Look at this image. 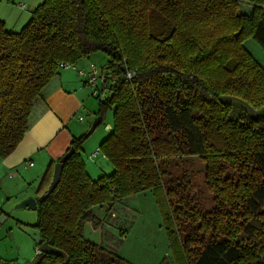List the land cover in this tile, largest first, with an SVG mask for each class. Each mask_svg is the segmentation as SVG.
I'll return each instance as SVG.
<instances>
[{
  "label": "trees",
  "instance_id": "obj_1",
  "mask_svg": "<svg viewBox=\"0 0 264 264\" xmlns=\"http://www.w3.org/2000/svg\"><path fill=\"white\" fill-rule=\"evenodd\" d=\"M248 39L264 53V0H44L19 32L0 20V159L23 140L34 102L62 65L100 53L111 83L105 101L96 99L101 118L112 112L99 152L113 172L91 179L80 154L90 134L72 138L60 181L42 198L50 162L35 190L31 227L68 259L36 252L32 264H126L86 240L83 225L94 219L93 207L147 191L166 203L175 261L264 264V118L231 120L223 100L264 107V67L244 48ZM187 157L205 163L211 212L193 198L181 170Z\"/></svg>",
  "mask_w": 264,
  "mask_h": 264
},
{
  "label": "rangeland",
  "instance_id": "obj_2",
  "mask_svg": "<svg viewBox=\"0 0 264 264\" xmlns=\"http://www.w3.org/2000/svg\"><path fill=\"white\" fill-rule=\"evenodd\" d=\"M43 1L0 0V20L2 19L8 29H20L28 20L31 11ZM19 5H25L26 9L21 11L18 7ZM249 8V5L243 4L240 12L246 13L249 11ZM150 19L153 23L154 30L160 32L163 29L160 19L154 13H150ZM259 50L261 51V49ZM96 55L98 59H105L100 53ZM82 62L83 60L76 61L74 66L77 69H85ZM92 62L101 66L97 59H93ZM85 63L86 61H84ZM85 90L88 93L85 103L79 114L72 119L70 124V131H76L73 132V135L77 138L80 135L86 134L91 124L100 117L98 115L100 109L99 101L91 96V90L88 86H85ZM106 98L107 95L102 97L104 101ZM223 100L231 104L232 110L228 115L231 120H235L239 116L264 118V107L260 110H253L236 98L224 97ZM103 114L102 118L100 117L102 119L101 122L84 141L80 152L84 161L85 170L89 177L94 180L100 177L101 173L109 174L113 172V167L110 162L107 159L104 160L102 154L99 152V144L108 135L106 126L111 127L113 123L112 112L109 109L105 110ZM78 117L82 118L83 122L80 123L77 119ZM95 151L99 152V155L95 161H92L89 155ZM185 163V166L181 170H186V174L189 175L191 181L190 188L194 200L202 212L213 211L215 209V192L214 189L205 186V163L200 162L195 157H187ZM45 169V165L42 168L41 164H37L30 174H26V177L27 179L32 176L38 177ZM4 183L8 187L18 185L17 181L8 180L7 178L4 179ZM32 187L34 186L29 182L28 185L23 187V191L31 195L30 190ZM12 199H5L0 208V211L6 215H0V219L6 218V221L0 226V264L32 263L36 253L33 247L34 242L26 234L19 231L17 226L19 224L26 226L34 225L37 214L36 211H15L13 209L14 203L11 202ZM107 205H105V209ZM120 206V211H124L122 208L131 210L129 212H123L127 215L122 219L123 221L117 219L118 225L112 226L111 224V239L109 240V245L105 247L114 251L126 264H185V256L181 257V255H178L176 261L173 257L170 241L168 240L166 228H164L163 223V214L167 206L162 199L156 198L151 192L147 191L138 196L133 205H130L129 201H125L124 206L119 203L118 208ZM108 216L110 217V214ZM16 223L19 224L16 225ZM210 233L211 231H208L207 235H210ZM212 235H216V232L212 233ZM178 247L179 245H177V251Z\"/></svg>",
  "mask_w": 264,
  "mask_h": 264
},
{
  "label": "crops",
  "instance_id": "obj_3",
  "mask_svg": "<svg viewBox=\"0 0 264 264\" xmlns=\"http://www.w3.org/2000/svg\"><path fill=\"white\" fill-rule=\"evenodd\" d=\"M20 6L18 7L21 11L26 9L25 5L23 9ZM30 17L31 14L24 25L29 21ZM21 28L14 30L6 27L7 30L12 32H19ZM244 48L253 56L258 64L264 67V54L259 50L260 48H258L256 43L251 39L245 40ZM97 57L96 54L92 55L89 59L83 60L82 64L84 67H87L89 63H95L92 62L93 59H97L101 67H103L106 59H98ZM84 61H86L85 64ZM85 86L83 80L78 78L74 71L64 68L58 71V74L36 99L28 119V131L23 140L7 158L0 159V208L5 199L10 200L13 198L11 202L15 204L28 196L35 198V193L33 192L36 190L39 180L46 169L38 177L32 176L27 179L26 174H30L37 164H41L42 168L45 165L47 168L50 162L56 163L69 148L72 138H77L73 135V132L76 131H70V124L72 119L81 111L88 96ZM79 122H83V119ZM109 128L110 126H106L107 130ZM98 155L99 152L95 151L89 155V158L95 161ZM103 159L106 160L104 157ZM30 162L33 165L29 167L27 164H30ZM111 173H101L100 177L103 175L108 176ZM5 178L17 181L18 185L5 186ZM28 181L34 186L30 190L31 195L23 191V187L28 185ZM142 194L144 193L109 204L110 206L108 207L107 205L106 209L105 205L93 207L91 209V217L94 219L84 223L83 232H86L88 238L99 240V244L109 245L111 227L118 225L117 219L123 221L122 219L127 215L123 213L124 211L129 212L131 210L122 208L124 211H120L121 206L118 208L119 203L124 206V202L129 201L130 205H133L137 197ZM0 212L1 216L5 215L2 211ZM108 214H110V217ZM35 246L34 244L33 247L36 252L37 248Z\"/></svg>",
  "mask_w": 264,
  "mask_h": 264
},
{
  "label": "water",
  "instance_id": "obj_4",
  "mask_svg": "<svg viewBox=\"0 0 264 264\" xmlns=\"http://www.w3.org/2000/svg\"><path fill=\"white\" fill-rule=\"evenodd\" d=\"M238 35H239V33L235 34V36H238ZM100 120H101V118L98 117L93 122V124H91L87 134H90L96 128V126L99 124ZM73 153H74V150L72 148H70L69 151L66 154H64L62 156V158H60V160H58L56 163H54V165H53L54 169L52 171L51 182H50L48 188L46 189L45 194L42 196V198L48 197L50 195V193L55 189V187L57 186V184L60 181V177H61V173L63 170L64 163ZM36 208H37L36 199L33 197H26V198L16 202L13 205V209L15 211H35ZM5 220H6L5 217L0 219V225ZM17 228L19 231L26 234L34 242V244L37 246V250L39 251V253L59 256V257H62V259H64L65 262L67 261L68 258L62 251L55 249V248H52L47 243L43 242V239L41 237L40 232L38 230H36L35 228H33L31 226L21 225V224H19L17 226ZM83 237H85L86 240H88L94 244L100 243L99 240H96V238L95 239L88 238V236L86 235V232H83Z\"/></svg>",
  "mask_w": 264,
  "mask_h": 264
},
{
  "label": "built area",
  "instance_id": "obj_5",
  "mask_svg": "<svg viewBox=\"0 0 264 264\" xmlns=\"http://www.w3.org/2000/svg\"><path fill=\"white\" fill-rule=\"evenodd\" d=\"M22 9L25 8L24 5L20 6ZM63 69H70L76 73L78 78L82 79L86 86L91 90V96L94 98L102 99L104 95H107L106 92L111 85L110 81L105 80V70L99 67L95 63H89L85 69H77L74 65L64 64L62 65ZM107 73V72H106ZM127 78L131 79L134 76V72L127 73ZM79 121H82V118H78ZM94 156V155H93ZM30 162L27 166H32ZM39 252L38 250L36 251ZM32 264V263H28Z\"/></svg>",
  "mask_w": 264,
  "mask_h": 264
}]
</instances>
